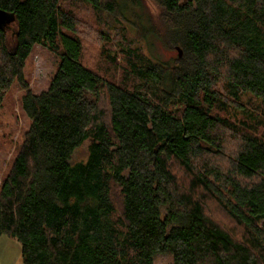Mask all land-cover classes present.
Instances as JSON below:
<instances>
[{
    "label": "trees",
    "instance_id": "obj_1",
    "mask_svg": "<svg viewBox=\"0 0 264 264\" xmlns=\"http://www.w3.org/2000/svg\"><path fill=\"white\" fill-rule=\"evenodd\" d=\"M69 1L118 23L125 78L86 62L65 0H0V109L18 81L31 120L0 187V236L23 264H264V0H152L159 20L132 24L142 44L179 47L170 62L139 57L114 0ZM39 45L60 64L36 94L24 68Z\"/></svg>",
    "mask_w": 264,
    "mask_h": 264
},
{
    "label": "rangeland",
    "instance_id": "obj_2",
    "mask_svg": "<svg viewBox=\"0 0 264 264\" xmlns=\"http://www.w3.org/2000/svg\"><path fill=\"white\" fill-rule=\"evenodd\" d=\"M108 1V0H106ZM117 8L126 14L127 19L132 22L138 21L137 15L142 14V23L144 27H149V18L156 23L159 20V9L152 0H114ZM189 0H181L185 4ZM63 5L74 9L75 15L80 20L86 36L85 41V59L86 62L98 71L107 72L106 75L115 77L118 82L125 78L123 69L126 58L120 50V35L117 32L118 23L111 20V25H106L99 21L98 16L87 6H83L76 1L65 0ZM120 8H119V7ZM110 14V13H109ZM112 14V13H111ZM108 16H114L112 15ZM118 16H121L118 13ZM108 20V18H106ZM113 19V18H112ZM127 19L122 18L123 23ZM118 22V20H116ZM132 38L135 42L132 46L139 57H154L162 62H170L175 59L178 52L169 48L166 43L157 36L148 33L145 43L142 44L141 38L136 34L138 28L133 27ZM138 39V40H137ZM150 49H149V45ZM104 50L106 52H104ZM138 51V52H137ZM106 53L116 56L115 64L110 62ZM60 64V56L50 51L44 46H36L26 61L24 68V78L28 88L34 93L39 94L47 91L52 78L55 76ZM140 82L139 80L137 81ZM23 84L15 81L6 92L3 106L0 109V187L5 177L10 172L14 160L18 155L27 132L31 127V120L22 109V98L26 93ZM88 154V144L78 148L73 153L72 162L86 161ZM215 209V208H214ZM218 219H222L220 213L215 212ZM219 219V220H220ZM173 261L170 254H162L155 257V264H171ZM0 264H23L21 255V244L6 235L0 236Z\"/></svg>",
    "mask_w": 264,
    "mask_h": 264
},
{
    "label": "water",
    "instance_id": "obj_3",
    "mask_svg": "<svg viewBox=\"0 0 264 264\" xmlns=\"http://www.w3.org/2000/svg\"><path fill=\"white\" fill-rule=\"evenodd\" d=\"M9 18H10L9 14L5 12L4 10L0 9V27L8 24L10 21ZM176 50L178 51L179 56H181L182 50L179 47H177Z\"/></svg>",
    "mask_w": 264,
    "mask_h": 264
}]
</instances>
